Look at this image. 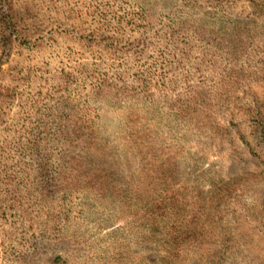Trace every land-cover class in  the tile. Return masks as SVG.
<instances>
[{
  "label": "rangeland",
  "instance_id": "rangeland-1",
  "mask_svg": "<svg viewBox=\"0 0 264 264\" xmlns=\"http://www.w3.org/2000/svg\"><path fill=\"white\" fill-rule=\"evenodd\" d=\"M0 264H264V0H0Z\"/></svg>",
  "mask_w": 264,
  "mask_h": 264
},
{
  "label": "trees",
  "instance_id": "trees-1",
  "mask_svg": "<svg viewBox=\"0 0 264 264\" xmlns=\"http://www.w3.org/2000/svg\"><path fill=\"white\" fill-rule=\"evenodd\" d=\"M239 25H241V24H239ZM75 153L76 152H70L71 155H70L69 159H70V161H72V163H74L76 161V159L79 157V156H76ZM90 153H91V150H89V149H86V151L84 152V154H86V155H89ZM83 158H84V160H88V157L87 156H83ZM92 158L95 159L96 156L90 157V160H93ZM88 171H91V170H88ZM190 224H191V222H190ZM174 230H175V228H174ZM176 232L177 231L175 230L174 231V234L175 235L173 234L174 235L173 240L172 241H169L171 243V248H169V249H170V252L172 251V252H177L178 253V252H180V249H181V246L182 245H190L191 244L190 242H185L187 239H184V238L185 237L188 238L191 235H195L196 234V227L192 228L190 226H185L184 228H180V230H179L178 233H176ZM179 235L180 236H184L182 238L184 240L181 239L182 241H178L177 242L175 240H177L179 238ZM172 245L174 246L173 248H172ZM191 245H193V244H191Z\"/></svg>",
  "mask_w": 264,
  "mask_h": 264
}]
</instances>
